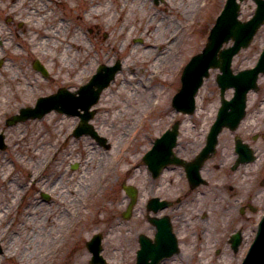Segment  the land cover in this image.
<instances>
[{
	"label": "rangeland",
	"instance_id": "374dc122",
	"mask_svg": "<svg viewBox=\"0 0 264 264\" xmlns=\"http://www.w3.org/2000/svg\"><path fill=\"white\" fill-rule=\"evenodd\" d=\"M90 1L0 0V85L3 84L0 86V131L4 132L7 144L6 149L0 151V235H9L3 247L8 251H17L14 259L5 258L2 261L0 257V264H72L73 260L88 264L90 254L85 242L96 233L103 236L102 255L107 264H134L137 234L140 232L139 213L136 210L129 220L121 217L127 204L121 184L138 187L143 198L152 191L166 195L168 187L170 197L188 192L183 173L178 168L170 167L159 181H151L141 156L155 138L178 121V149L182 156L188 158L205 142L219 107V89L215 82L218 69H211L209 77L204 79L196 96L194 114L176 112L171 106V99L180 88L182 68L191 56L203 48L209 29L225 0H202L198 11L193 13L195 9L188 8L184 19H178L177 15L184 9V3L194 0H157L156 3L153 0H100V10L111 5L114 7L107 15L105 11L99 16L90 15L85 20L86 11L92 7ZM142 3L147 8L144 13L139 11ZM123 5L129 8H125L123 18L118 21L117 11ZM31 7L48 9L34 13ZM133 8L137 9L134 14L151 21L152 39L163 41L166 37L169 41L163 45V51L172 55L166 65L158 66L162 57H157L156 53L162 50L156 51L155 47L152 49L154 54L149 55L145 64L135 63L132 67L129 64L134 51L135 57L141 55L139 60L147 55L144 52H149V49L142 48L145 38L136 33L129 37L134 27L123 25L128 11ZM254 10L253 1L245 0L241 4L240 19L248 20ZM115 13L116 17L112 19ZM45 14L46 17L41 19ZM59 19L64 20L61 33L71 31L69 33L85 38V44L90 48L84 60L87 65L79 64L87 55L85 49L77 51L72 48V53L80 54V58L72 63L71 60L66 61V72L60 70V60L63 61L66 56L61 51L62 47L53 49L44 46L37 48V54L30 51L31 37L39 35L38 39L41 38V30L58 32ZM19 22L22 23L20 27L17 26ZM34 22L38 24L35 26ZM179 25H186L182 44L176 31ZM120 29L123 34L118 36ZM38 42L36 40L35 44ZM228 45L230 42L224 46ZM263 47L264 26L258 30L250 45L233 58L232 70L237 72L253 67ZM14 53L20 55L15 56ZM35 60L47 70L48 78L33 68ZM116 60H120L122 68L102 92L91 120L94 129L110 142L109 150L98 146L88 136L73 137L76 117L51 112L40 120L5 125V120L19 108L33 106L38 97L48 96L60 87L75 90L88 81L98 65H112ZM120 91L124 96H119ZM231 94L232 90H227L225 98ZM151 100L162 102V107L151 112ZM113 104L118 107L112 108ZM129 111L135 113L131 115ZM263 114L264 75H261L257 92L248 94L245 118L235 131L224 130L218 137L217 153L203 168L208 184L189 192L183 202L172 210L173 215L183 214L184 231L180 230L178 236L185 234L186 241H182L179 254L161 264L240 263L253 238L255 223L264 210V120L249 125L253 116L262 118ZM114 115L118 116V120L113 118ZM157 121L162 122L151 127ZM183 135L186 137L182 138ZM235 136L255 151L256 158L246 166L231 170L230 165L235 159L232 154ZM50 158L54 162L43 172L44 178L26 193L24 188L30 180L29 174L41 170L44 161ZM73 164H77L75 170L70 168ZM221 164L223 168L215 171L214 167L218 168ZM250 167L257 168V171L250 175L249 183L242 185L240 178ZM213 171L230 176L223 184L214 178L213 187ZM55 178H59L56 197L53 193L52 201L35 207L34 189ZM36 180L33 176L32 181ZM157 185L163 186L165 191H157ZM212 190L216 193L213 200ZM14 192H21L22 200H13ZM220 200L224 202V208L219 221L215 222ZM246 204L256 208V211H247L241 216L240 208ZM53 216L60 224L56 235H51L56 238L55 241L47 233L50 228L47 223ZM8 222L12 225L4 226ZM175 225L179 227V223L175 222ZM237 229L242 230L243 242L234 254L227 238ZM46 238L48 241L44 243ZM52 241L55 248L51 247ZM41 247L49 257L38 253Z\"/></svg>",
	"mask_w": 264,
	"mask_h": 264
},
{
	"label": "water",
	"instance_id": "95a60500",
	"mask_svg": "<svg viewBox=\"0 0 264 264\" xmlns=\"http://www.w3.org/2000/svg\"><path fill=\"white\" fill-rule=\"evenodd\" d=\"M255 2L257 3L255 15L248 22L241 23L237 20L238 5L236 4V0L227 1L215 27L211 30L207 46L202 54L195 56L185 68L182 75V91L173 99V106L178 110L188 113L192 112L194 108L193 95L197 87L201 84L202 77L207 76L209 67H218L222 72V75L218 76L217 80L221 96L227 87H234V97L229 102L222 101L223 104L218 112L217 119L207 136V142H209L210 148L213 146L214 142H216V137L223 127H228L230 129L236 127L244 114L246 92L250 88L256 89V76L259 72H264V51L256 67L252 70L241 72L234 76L229 68L232 56L236 54L241 47H246L249 44L257 28L264 23V0H255ZM230 38L234 41L233 46L226 50L219 51L221 44ZM218 51L219 59H216ZM119 68L120 66L118 63L113 67H99L97 74L92 77L89 83L78 90V97H75V94L69 93L66 90H59L58 95L49 100V105H45V99H41L36 109L20 110L21 115L16 117L14 121L42 117L44 113L54 108L60 112L69 115L77 114L81 117V123L75 133L76 136L88 134L99 143H104L105 140L98 137L92 126L88 124V120L94 114V112L89 111V109L97 102L101 90L109 84ZM78 108L82 110L83 113H80L77 110ZM176 133L177 124L174 125L172 131L166 132L163 137L156 140V142H159L158 145L160 147H172L175 142ZM195 177H198L197 172L195 173ZM126 192L131 198L127 210L129 214L135 201V192L127 187ZM149 252L151 254L146 256L140 254L137 257L136 264H157L161 259V255H154L152 250H149ZM148 259H151V261L148 262ZM243 264H264V219L260 224L257 237Z\"/></svg>",
	"mask_w": 264,
	"mask_h": 264
},
{
	"label": "bare ground",
	"instance_id": "6f19581e",
	"mask_svg": "<svg viewBox=\"0 0 264 264\" xmlns=\"http://www.w3.org/2000/svg\"><path fill=\"white\" fill-rule=\"evenodd\" d=\"M99 1L100 0H91L90 1V4L92 5V7L90 9H88V11H86V14L84 16V19L85 20H88L87 17H89L90 15L99 16L102 13H104L105 11H106V15H107V14H109L110 10H112V8L114 7V6L111 5V7H105V9L100 10V8H99ZM201 1L202 0H194V1H192V3H190V2H188L187 4L184 3V5L186 4L188 7L185 6L186 7L185 8L184 5H183V8L184 9L182 10L181 13H179L177 15L178 19L179 18H183V19L185 18L186 12L188 11V8L193 9V10L195 9L193 13H196L198 11L200 5H201ZM94 2H95V4H93ZM126 7L129 8L127 5H123V6H120L119 7V10L117 11V13H119L118 14L119 15L118 21H120L123 18L124 13L126 12V10H125ZM179 7H181V6H179ZM47 9H48V7H47ZM30 10H31V12L37 13L38 10L41 11L42 9L39 8L38 10H36V9H33V7H31ZM136 10H137L136 8H133V9H131V10L128 11V13H127V15L125 17L126 18V21L124 22L123 25L124 26H133L134 27V29L132 31L130 30L131 33L129 34V37H130L131 34H135L136 33L138 35L141 34L145 38V42H144V45H143L142 48L149 49V52H144L147 55L144 57L143 60H139V58L141 57V55L139 56V58L135 57L136 52L134 51L133 52V55L131 57V61H130L129 64L131 65V67L134 66L135 63L136 64L137 63L138 64H145L147 62L146 60L149 58V55L154 54V51L152 49L155 47L156 48V51H158L159 49L162 50L159 53H156V56L157 57H162L158 61V66H161V65L164 66V65H166V61L167 60H171L172 59V55H171L170 52L168 53V51H163L164 50L163 49V45L164 44H168L169 41H166L167 40L166 37H164L165 40H163V41L161 39H157V40L152 39V37H151V27H152L151 21H148L147 22V21H145V17H143L142 15L139 16V15L134 14ZM131 11H132V14L129 15ZM139 11L141 13H144V12L147 11L146 5L144 3L141 4ZM117 13H115L111 18L113 19L114 17H116V14ZM170 13H171V11L169 10L168 14H170ZM29 14H30V12H29ZM45 17H46V14L44 16H42L41 19L42 18H45ZM166 17H167V19L169 18V16H166ZM111 18H110L109 22L111 21ZM59 21L60 22H59V25H58V28H57V31L59 33L58 32H54V31L52 32L50 30H41V32H40L41 38L38 39V36L39 35H35V36H32L31 37V39L29 41L30 42L29 44L31 46V50L30 51L32 52V54H37L38 53L37 48H41V47L43 48L44 46L50 47V48H53V49H61V47H62V50L61 51H62L63 55H66V56L63 59V61L60 60V64L62 65V67H61L60 70H61V72H66L65 70H67V68H68L67 67L68 65L66 64V61L71 60V63H72L74 60L76 61V59H79L80 58V54H73L72 53V48L75 49V50H77V51H83L85 49L86 52H87V55L85 56V58H83L80 61L78 60V61L80 62L79 64L87 65V64H84V60L88 56V52H89L90 48H87V45L85 44V41H84L85 38L84 37H81L80 38L77 34L74 35V33H72V34L69 33L71 31L62 32L61 33V30H63L64 20L59 19ZM35 24H38V22H34V25ZM109 26H110V24H109ZM185 26L186 25H179L178 28H177V30H176L177 32H179L178 34H179L180 44H182L183 39H184V30H185L184 27ZM120 27H122V24L120 25ZM123 28H126V27H123ZM178 29H180V30H178ZM121 34H123V33H122L121 29H120V31L118 32V36H120ZM51 39H54V41H53L54 43L51 42ZM36 40L39 41L37 43L38 45L35 44V41ZM167 54H168V56H167ZM14 55L15 56H19L20 54L19 53H14ZM51 56H52V54H51ZM175 56H176V53H175L174 57ZM89 66H87V68ZM70 69L72 71L73 70V67L70 68ZM2 85L3 84H1L0 86H2ZM118 93H119V96H124L121 91L118 92ZM111 107L116 109L118 107V105L113 104V105H111ZM111 107H109V108H111ZM157 107H159V108L162 107V102H155L154 100H151V102H150V111L152 112ZM119 111H121V110H119ZM129 113L131 115H133L135 113V111H129ZM157 113H162V112L161 111H158ZM143 114L146 115L145 112ZM113 118L115 120H118V116L117 115H114ZM262 119L264 120V114H263V117L262 118H259L257 116H253L251 118V120L249 121V125L250 124H253L254 125V124H256L257 121H260ZM157 122L158 123H155L151 127L159 126L162 121H157ZM185 137H186V135H183L182 136V138H185ZM255 171H257V168H253V167L248 168L246 174H244L243 177L240 178V182L242 183V185L243 184L246 185L247 183L250 182V180H251L250 175L252 176V174ZM211 176H213L212 177V180H214V178L215 179H218V182H220V184H223V182L225 180H227V178H228L227 176H225L223 174H219V172H215V171H214V173L211 174ZM68 191H70V190H68ZM20 194H21V192L20 193L14 192L13 193V196H12L13 200H16L19 197ZM213 199H215V198H212V200ZM218 203H219V206L217 207L216 214H215L216 217H217V220L222 215V211H223V208H224L223 207V203L224 202H222V200L218 201ZM217 220H216V222H217ZM47 224H48V227H50L47 230L48 235L49 236H51L53 234L56 235L58 226L60 225L59 222H58V220H57V218H55V216H53L49 220V223H47ZM49 236H47V238H49ZM47 238L43 240L44 243L46 241H48ZM50 238H51V240H54V241L56 239L55 237L52 238V236ZM50 238H49V240H50ZM54 241H52L53 244H51V247L54 246V243H55ZM54 248H55V246H54ZM41 249H43V248L41 247ZM42 253H44V252H42ZM44 254H45L44 257H49L48 256L49 254L47 252L44 253ZM37 256H39V255H37ZM72 264H82V261H79L78 262L77 260L76 261L73 260V263Z\"/></svg>",
	"mask_w": 264,
	"mask_h": 264
},
{
	"label": "flooded vegetation",
	"instance_id": "af4514ba",
	"mask_svg": "<svg viewBox=\"0 0 264 264\" xmlns=\"http://www.w3.org/2000/svg\"><path fill=\"white\" fill-rule=\"evenodd\" d=\"M177 153L181 154V151L178 148H177ZM161 188H162V186L157 185L156 190H160ZM167 189H168V192H167L166 195H164V196H159L158 195V196H155V197L160 198V200H167V201H171L172 202L171 197L169 196V187ZM153 195H154V193H151V195L149 197H147V200H145L146 202L144 201V203H142L140 205V215L146 221L145 225L148 226L147 230L151 231V236L154 234V232H155L154 229L155 228L151 224L148 223V215H149V213L147 211V205H148V199H150L151 197H154ZM187 195H188L187 192H184L182 196L178 195V197L175 198V200L171 203V206L168 207V209H170V211L173 210L174 209V207H173L174 204H178V205L181 204ZM247 206L245 207V210L247 209ZM164 215H167L168 217L170 216V218L172 219V222L174 221V222L179 223V227L178 228L176 227V225H175V228H174V224H173V228H174V230H176L175 232L179 233L180 230L182 232L184 231L183 229H184V226H185V221H184V218H183V214H181V215H170L167 212H164V210H163V211L158 212L155 216L160 217V216H164ZM143 225H144V223L142 222L141 226H143ZM140 229H143V228L140 227ZM140 233L143 234L145 232L141 231ZM184 241H186V240H184Z\"/></svg>",
	"mask_w": 264,
	"mask_h": 264
}]
</instances>
